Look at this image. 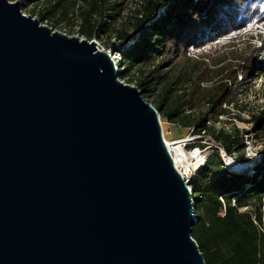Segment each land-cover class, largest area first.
Wrapping results in <instances>:
<instances>
[{
    "label": "water",
    "instance_id": "95a60500",
    "mask_svg": "<svg viewBox=\"0 0 264 264\" xmlns=\"http://www.w3.org/2000/svg\"><path fill=\"white\" fill-rule=\"evenodd\" d=\"M116 70L0 0V264H205L158 112Z\"/></svg>",
    "mask_w": 264,
    "mask_h": 264
},
{
    "label": "trees",
    "instance_id": "16d2710c",
    "mask_svg": "<svg viewBox=\"0 0 264 264\" xmlns=\"http://www.w3.org/2000/svg\"><path fill=\"white\" fill-rule=\"evenodd\" d=\"M24 1L45 4L38 15L41 23L58 14L72 22L70 1ZM115 6L110 0H90L89 8L79 12L81 32L88 40L108 31L115 32L121 43L129 39L127 32L116 31L115 21L106 22V17L114 19L110 13ZM160 6L159 0H143L135 10L133 28L138 34L121 53L123 69L119 77L136 66H148L135 86L146 95L162 90L160 103L153 105L157 112L171 124L190 129L194 136L211 137L227 155L243 147V137L235 127L228 133L215 132L214 124L220 122V116L230 122L252 124L256 139H264V113L243 120L231 112L241 108L236 89L241 85L238 73L243 80L249 78L264 49L252 42L258 39L264 43V35L255 31L257 26L264 30V0H173L165 5L164 15L155 19ZM239 35L241 43L229 42L219 52L225 47H218L219 39L233 41ZM190 48L195 53L205 52L197 57L208 59L211 67L188 57ZM183 83L188 86L180 90ZM170 92L173 97L168 98ZM212 176L213 167L206 160L189 181L197 221L191 237L204 263L264 264V157L250 174L224 169L217 177Z\"/></svg>",
    "mask_w": 264,
    "mask_h": 264
},
{
    "label": "rangeland",
    "instance_id": "374dc122",
    "mask_svg": "<svg viewBox=\"0 0 264 264\" xmlns=\"http://www.w3.org/2000/svg\"><path fill=\"white\" fill-rule=\"evenodd\" d=\"M10 2H18L20 3V9L24 15H29L33 18L38 19V15L44 8L46 7L45 4L39 3H29L24 0H9ZM67 2L71 3L69 6V17L72 18V22L68 23V21H65V19H61V14H58V16H55L53 18H49L48 20L44 21L42 24L50 27L54 31H58L60 33H63L67 36H76L80 39H86L88 40L81 32V20L79 12L81 10H86L89 8V2L90 0H66ZM112 2H115L117 6L114 7V11L110 13V15L114 16V19H108L107 17L106 22H113L115 21L114 28L118 33H125L127 32L129 34V42H131L133 39H135L136 35L138 34L136 31L134 32L133 23H134V14L135 10L139 9L140 6L143 4V0H110ZM196 1V0H193ZM161 6L159 7L158 13L163 15L165 13V5L167 3L173 2V0H159ZM119 11L118 15H115L116 12ZM157 15V13H156ZM156 19V17H155ZM151 24V23H150ZM149 24V25H150ZM147 25V24H146ZM148 27V26H146ZM159 27L161 30L165 28L164 24L161 22L159 23ZM259 34L264 35V30L259 28L257 26V30H255ZM135 34V35H134ZM115 35H117L115 32L108 31L105 34H100L99 37H91L89 41L98 42L106 52L107 50H115L117 51V48L120 50H126L127 47L131 44L126 43H119V41L116 39ZM133 35V36H132ZM238 40H227V39H219L218 43L219 46L225 45V47H221L220 51H223L224 48L229 45V42L233 43L234 45L237 43H241L243 40H240V35L237 36ZM226 42V43H225ZM252 42L258 46V48H264V43L262 44L261 41L258 39H253ZM230 43V44H231ZM232 44V45H233ZM229 48V47H228ZM229 50V49H228ZM200 53H195L194 50L189 49V51L186 53L188 57L196 58L198 61H203L207 64V66L210 68V62L208 59L204 58H198L197 56H200ZM214 55L213 57H215ZM123 66V65H122ZM126 67H124V70ZM148 66H136L135 68L127 71V73L123 77H119L120 80L127 85L135 86L136 81L139 79L142 72H147ZM251 76L247 78L246 80H243V77L240 73H238L237 80L241 82L240 86H236V89L238 90L237 98L239 102V108L238 110H231V112H236L235 114H239L240 118L243 120H249L251 114L256 113H264V49L261 54L260 62L258 63V66H256L251 71ZM188 83H183L181 85V89L187 87ZM178 91V93L180 92ZM142 98L149 103L150 105H156L160 103L162 98V90L158 89L156 92H153L149 95H146L145 93L141 92ZM173 97V92H170L168 95V98ZM169 100H167L168 102ZM165 109V107H163ZM187 114L190 112V110L185 109ZM160 118V124H161V131L162 136L164 139H166L169 143H173L176 141H182L185 142L186 149H184L183 146H181L182 149V155L185 159V164H190L193 162L196 163L197 161L209 160L211 166L213 167V178L217 177L222 170H224V163L220 157V150L213 151V146H215L212 142V138L204 135L202 137L197 136L194 137L192 134V131L188 128L180 127L176 124H171L166 118L162 116V114L158 113ZM233 122H230L227 118L222 117L219 123L214 124L215 132H230L231 128L235 127L236 129H239L241 131L242 137L246 134H250L253 137V140L257 142L256 137L254 136V129L253 125L250 123H244L240 122L238 120H232ZM211 125V124H210ZM245 133V134H244ZM206 140V141H205ZM189 144V145H188ZM194 144V145H192ZM255 144V143H254ZM258 144V143H256ZM264 144V143H263ZM191 156L192 160L187 158ZM241 157V156H240ZM187 158V159H186ZM222 164V166H221ZM246 169L249 168H243L236 170L237 172L245 173ZM251 173V171H250ZM249 173V174H250ZM195 202V201H194Z\"/></svg>",
    "mask_w": 264,
    "mask_h": 264
},
{
    "label": "built area",
    "instance_id": "2783aa9c",
    "mask_svg": "<svg viewBox=\"0 0 264 264\" xmlns=\"http://www.w3.org/2000/svg\"><path fill=\"white\" fill-rule=\"evenodd\" d=\"M163 15H164V13H163ZM159 16H161V14L158 13V11H157L156 18H158ZM134 40L135 39H133L131 42H129V39H128L126 42H124V43H126L128 45L131 43L127 48H129L134 43ZM95 43H96V45L101 50L104 51V48L98 42H95ZM119 43H121V42H119ZM123 51H125V50H120L118 48H117V51H115L114 49L111 50V51L110 50H107L106 51V53L108 55L109 54L112 55L111 57L109 55V57H110V60H112L115 63V65H116V68H117L116 73H118V80L120 82H122L120 80V78H119V74H120V72L123 69V66H122V57H121V53ZM222 117L223 116H220L219 117V120H221ZM208 124H209V122H208ZM194 137H197V136H194ZM256 141L257 142H255L253 140V137L250 134H246L245 137L243 136V147L238 152H233L229 156L232 157L235 161H237L239 163H245V164L250 165V168H251V171H252V169L257 164H259L261 162L262 158L264 157V144H263L264 143V139H262V140H256ZM256 143H258V144H256ZM186 145L183 146L184 149H186ZM192 145H194V144H192ZM166 146H167V144H166ZM167 149H168V147H167ZM168 152H169V154H170V156H171V158L173 160V157L175 156V153L173 151H170L169 149H168ZM220 157H221L223 163L225 164V162H224V160L222 158L221 153H220ZM240 158H242V159H240ZM204 164H205V157H204V160H202V164L200 165L199 168H197V170L200 169ZM176 168L178 169V171L181 174V176L184 177L185 179H187L186 182H185V184H187L188 185V188L191 190V188L189 186V181L194 176V174L196 173L197 170H188L187 172H185L181 167H176Z\"/></svg>",
    "mask_w": 264,
    "mask_h": 264
},
{
    "label": "bare ground",
    "instance_id": "6f19581e",
    "mask_svg": "<svg viewBox=\"0 0 264 264\" xmlns=\"http://www.w3.org/2000/svg\"><path fill=\"white\" fill-rule=\"evenodd\" d=\"M109 55H110V57L112 56L111 54H109ZM164 141L167 144L168 149L175 153V156L173 157V162H174L176 167H181L185 172H187L188 170H197V168H199L200 165L202 164V161H197L194 164H193V162L190 164H185V159H184V156L182 155V149H181V146L186 145L185 142L176 141L173 143H169L166 139H164ZM212 142L215 145V146H213V148L220 150L222 158L225 162V164H224L225 169L229 170L230 172L240 174L242 172H237L236 170L243 169V168H249V169H246L245 173H247V174L250 173V171H251L250 165L245 164V163H239V162L235 161L232 157L227 155L224 152V150L222 148H220L219 145H217L213 140H212ZM187 158L190 160L193 159L192 157H191L192 159L189 158L188 155H187Z\"/></svg>",
    "mask_w": 264,
    "mask_h": 264
}]
</instances>
